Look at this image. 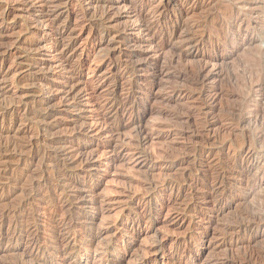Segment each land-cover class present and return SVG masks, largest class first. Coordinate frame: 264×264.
Here are the masks:
<instances>
[{
    "label": "rangeland",
    "instance_id": "obj_1",
    "mask_svg": "<svg viewBox=\"0 0 264 264\" xmlns=\"http://www.w3.org/2000/svg\"><path fill=\"white\" fill-rule=\"evenodd\" d=\"M21 1H0V108L17 110L0 214L24 203L35 227L6 218L0 264H264V0Z\"/></svg>",
    "mask_w": 264,
    "mask_h": 264
},
{
    "label": "bare ground",
    "instance_id": "obj_2",
    "mask_svg": "<svg viewBox=\"0 0 264 264\" xmlns=\"http://www.w3.org/2000/svg\"><path fill=\"white\" fill-rule=\"evenodd\" d=\"M0 1H2V0H0ZM21 1V0H20ZM22 2V1H21ZM1 3V2H0ZM24 3V5H27V7H25V9L27 10V12H28V10L30 11L32 8H30L29 7V3H28V1H24L23 2ZM4 6V4L2 5V7ZM9 6V5H8ZM1 8V7H0ZM17 9V8H16ZM24 9V10H25ZM1 12H3V14L2 15H4V16H2V22H3V19H5L7 16H8V14L10 13V7H7V8H5L4 9V11H1ZM48 12V11H47ZM107 12V11H106ZM11 14V13H10ZM1 15V14H0ZM105 15V14H104ZM20 16H23V15H20ZM37 20V19H36ZM49 20V19H48ZM8 21V20H7ZM50 21V20H49ZM149 21V20H148ZM147 22V21H146ZM1 23V22H0ZM51 24V23H50ZM148 24V23H147ZM53 25V24H52ZM142 25V24H141ZM151 25V24H150ZM147 27V26H146ZM52 28H53V26H52ZM52 30V29H51ZM124 32V31H123ZM62 33V31L60 30V29H57V28H53V30L50 32V35H54V36H58V35H60ZM5 34V33H4ZM1 36V35H0ZM5 36V35H4ZM3 36V37H4ZM0 38H2V37H0ZM112 38V37H111ZM16 39H19V38H16ZM188 39H190V43L191 44H194V46H198V44H201L202 43V39H195V38H188ZM22 40V39H21ZM5 41V40H4ZM18 41V40H17ZM24 41V40H23ZM14 42H15V40H14ZM21 42V41H20ZM4 43V42H3ZM10 43V42H9ZM9 43H7V44H9ZM16 43V42H15ZM5 44V43H4ZM3 44V46H5ZM12 44V43H11ZM11 44H9V45H11ZM14 45V44H13ZM16 45V44H15ZM3 46H1V47H3ZM12 46V45H11ZM21 46V45H20ZM13 47V46H12ZM19 48V47H18ZM23 48V47H22ZM21 49V48H20ZM10 50H12V49H10ZM33 50H35V49H33ZM162 50V49H161ZM183 50V49H182ZM171 52V51H170ZM1 53H3L4 54V51L3 52H1ZM0 53V54H1ZM6 53V52H5ZM178 53V52H177ZM16 54V53H15ZM190 54V53H189ZM6 55V54H5ZM14 55V54H13ZM15 56V55H14ZM31 56V55H30ZM151 56V55H150ZM259 56V55H258ZM5 57V56H4ZM37 58V57H36ZM173 58V57H172ZM150 59V58H149ZM31 60V59H30ZM35 60V59H34ZM148 60V59H147ZM200 61V60H199ZM18 62V61H17ZM180 62V61H179ZM198 62V61H197ZM208 62V61H207ZM207 62H206V64H204V65H200L198 68V70H197V74H198V78H199V80H200V78H201V81L202 82H204L205 80L207 81L209 78H211L213 75H214V71L213 72H210V70H208L207 71ZM3 63V62H2ZM1 63V64H2ZM4 64V63H3ZM21 64V63H20ZM157 64V63H156ZM262 64V63H261ZM19 65V64H18ZM9 66H11V65H9ZM2 67H3V65H2ZM17 67V66H16ZM22 67V66H21ZM39 67V66H38ZM40 67H42L41 65H40ZM45 67V66H44ZM11 68H12V66H11ZM43 68V67H42ZM2 69V68H1ZM15 69H17V68H15ZM20 69V68H19ZM39 69H41V68H39ZM46 69V68H45ZM213 69V68H212ZM254 70V69H253ZM41 71H43V69H41ZM133 71V70H132ZM256 71V70H255ZM44 72V71H43ZM147 72L148 73H150V74H152V75H157L158 77L159 76H161V78H162V76L164 77L165 75H169V74H171V71L169 70V69H167V68H165V67H161V68H159L158 66H156L155 67V69H153L152 71L151 70H149V69H147ZM257 72V71H256ZM261 72V71H260ZM135 73H137V72H132V74H130V78H126V76H124V75H121L120 76V79H119V82L118 83H116V86H117V88H119L121 85H130V86H132V84L134 83V81H135V79H136V77H134V75H135ZM262 73V72H261ZM44 74V73H43ZM263 75V74H262ZM129 76V75H128ZM215 76V75H214ZM134 77V78H133ZM27 78V77H26ZM29 78V77H28ZM44 78V77H43ZM126 78V79H125ZM133 78V79H132ZM214 78V77H213ZM4 79V78H3ZM40 79V78H39ZM38 79V80H39ZM123 79H125V80H123ZM1 81H3L2 79H0ZM5 80V79H4ZM28 80V79H27ZM44 80V79H43ZM154 80V79H153ZM168 80V79H167ZM0 81V82H1ZM14 81V80H13ZM155 81V80H154ZM200 81V82H201ZM5 82V81H4ZM16 82V81H15ZM14 83V82H13ZM36 83V82H35ZM37 83H38V81H37ZM205 83V82H204ZM15 84V83H14ZM32 84V83H31ZM206 84H207V82H206ZM9 85V84H8ZM33 85V84H32ZM208 85V84H207ZM3 86V85H2ZM1 85H0V98L4 95V97L7 95H5V93H6V88H3ZM7 86V85H6ZM4 87H5V85H4ZM122 87V86H121ZM124 87V86H123ZM133 87V86H132ZM72 88V87H71ZM71 88H70V90H71ZM129 88V87H128ZM7 89H9V88H7ZM115 89V88H114ZM10 90V89H9ZM205 90V89H204ZM128 92V91H127ZM178 92V91H177ZM201 92V91H200ZM74 93V92H73ZM180 93V92H179ZM174 94H176V90H175V92H174ZM216 94V93H215ZM215 94H213V95H215ZM180 95V94H179ZM211 95H212V92H211ZM217 95V94H216ZM200 96H201V94H200ZM76 97V96H75ZM176 97V96H175ZM202 97V96H201ZM212 96H210V98H211ZM215 98V97H214ZM42 100V99H41ZM135 100H136V96H135V94L134 93H131V94H128V96H126V97H123V99H121L117 104H118V106L117 107H115L114 109H115V111H116V113H119V111H124V110H127V109H133L134 108V106H135ZM169 100V99H168ZM205 100V99H204ZM213 100H215V99H213ZM216 101V100H215ZM11 102V101H10ZM14 103V105H15V102H13ZM2 104V103H1ZM8 104V103H7ZM18 104V103H17ZM113 104V103H112ZM1 106V105H0ZM3 106V105H2ZM5 106V105H4ZM50 106V105H49ZM264 106V105H263ZM51 107V106H50ZM201 108V107H200ZM12 109V110H11ZM202 109V108H201ZM9 110H11V111H15L16 110V107H14V106H12V105H6L5 107H3V108H0V120L2 119L3 120V118L5 117V114H6V112H9ZM6 111V112H5ZM17 111V110H16ZM48 111V110H47ZM114 111V112H115ZM170 112V111H169ZM233 112V111H232ZM41 114V113H40ZM263 116V115H262ZM31 117V116H30ZM34 117V116H33ZM8 118V117H7ZM23 118V117H22ZM207 118V117H206ZM214 118H215V116H214ZM65 119V118H64ZM119 119V118H118ZM8 120V119H7ZM44 120V119H43ZM106 120V119H105ZM4 122L6 121V120H3ZM20 121H22V120H20ZM40 122H41V119L39 120ZM113 121V120H112ZM204 121V120H203ZM202 121V122H203ZM217 121V120H216ZM3 122V123H4ZM43 122V121H42ZM201 122V123H202ZM15 123V121H13V120H11L10 119V127H11V125H13ZM23 123V122H22ZM200 123V124H201ZM212 121H210V120H208L207 119V121H206V123H205V125L204 126H211L212 125ZM215 123V122H214ZM217 123V122H216ZM6 124V123H5ZM16 124V123H15ZM25 124V123H24ZM27 124V123H26ZM204 124V123H203ZM203 124H202V126H203ZM21 125V124H20ZM128 125H126L125 123L123 124L120 120H114L112 123H111V129L113 130V131H116V133L117 132H119V134L127 127ZM135 126V128L137 129V132H138V136H140V137H144V138H147L148 137V135H147V132H145L146 130H144V128L142 127V126H140V125H134ZM134 126H133V128H134ZM53 127V126H52ZM213 127H215V126H213ZM47 128V127H46ZM83 128V127H82ZM12 129V128H11ZM32 129V128H31ZM209 129V128H208ZM207 129V130H208ZM213 129V128H212ZM134 131V130H133ZM76 132V131H75ZM84 132V131H83ZM136 132V133H137ZM207 132V131H206ZM123 134V133H122ZM136 136V135H135ZM139 137V138H140ZM135 138H137V137H135ZM10 141V140H9ZM127 142V141H126ZM131 142V141H130ZM125 143V142H124ZM1 144V143H0ZM14 144V143H13ZM30 144V143H29ZM28 144V145H29ZM34 144V143H33ZM4 146V147H3ZM9 148H11V145L9 144H6V145H0V151L2 150V149H4V150H9ZM60 149V148H59ZM12 150V149H11ZM13 150L15 151V154L14 155H16V154H23V153H25V149L22 147V145L21 146H18L17 144H14L13 145ZM34 150V149H33ZM33 150H31V151H33ZM195 150H197V149H195ZM3 152V151H2ZM13 152V151H12ZM19 152V153H18ZM27 152H29V151H27ZM32 153V152H31ZM37 153V152H36ZM202 153V152H201ZM11 154V153H10ZM30 154V153H29ZM57 155H55L56 156V159L58 160V161H60L61 159H63V158H61L62 156H61V154L60 153H56ZM13 155V156H14ZM16 156H19V155H16ZM20 156H22V155H20ZM71 156V155H70ZM78 156V155H77ZM12 158V157H11ZM65 160H66V158H64ZM20 160V159H19ZM25 160V159H24ZM23 160V161H24ZM40 160V159H39ZM21 161V160H20ZM22 161V162H23ZM26 161V160H25ZM61 162V161H60ZM63 162H65V161H63ZM2 163V162H1ZM43 163V162H42ZM5 164V163H4ZM19 164V163H18ZM55 165V164H54ZM58 165V164H57ZM1 169V168H0ZM6 170V169H5ZM35 170V169H34ZM53 170H55L56 171V169H53ZM62 170V169H61ZM36 171V170H35ZM1 172V171H0ZM38 172V171H37ZM46 172V171H45ZM57 172H59V170L57 171ZM56 172V173H57ZM31 173V172H30ZM52 173V172H51ZM1 175H3L2 173H0ZM38 174V173H37ZM65 174V173H64ZM31 176H32V179H33V175L32 174H30ZM29 175V176H30ZM45 174H43V176H44ZM49 175H50V173H49ZM63 175V174H62ZM52 176V175H51ZM54 176V175H53ZM217 176V175H216ZM45 177H46V175H45ZM2 178V177H1ZM38 178V177H37ZM41 178H43V177H41ZM54 178V177H53ZM31 179V178H30ZM50 179V178H49ZM69 179V178H68ZM38 180V179H37ZM40 180V179H39ZM58 180V179H57ZM34 181H35V179H34ZM33 182V181H32ZM40 182V181H39ZM43 182V181H42ZM46 182V181H45ZM52 182V181H51ZM44 183V182H43ZM31 184V183H30ZM29 184V185H30ZM34 184V183H33ZM32 184V185H33ZM52 185V184H51ZM64 185V184H63ZM35 186H36V184H34V186H31V191H33L34 192V190H37V189H35ZM55 186V185H54ZM28 187V186H27ZM37 187V186H36ZM63 188V187H62ZM51 190V189H50ZM30 191V192H31ZM38 191V190H37ZM56 191V190H55ZM63 191V190H62ZM212 192V191H211ZM30 195L32 194V192L31 193H29ZM65 194H66V192H65ZM29 195H27V197H28ZM80 197V196H79ZM30 198V197H29ZM3 200V199H2ZM23 200H25V199H23ZM22 201V200H21ZM78 201V200H77ZM80 201V200H79ZM90 201H91V199H90ZM94 201V200H93ZM2 202V201H1ZM23 202V201H22ZM25 202V201H24ZM73 202V201H72ZM71 202V203H72ZM20 203V202H19ZM18 203V204H19ZM74 203H75V201H74ZM96 203V202H95ZM24 203H21L20 204V206H18V205H16L17 207H19V208H17V207H15L14 209H8V210H5V211H2V213L0 214V230H1V227L3 226V224H4V222L7 220L6 218L7 217H10L11 219H10V224H12V227H13V229H17V228H20V227H26V228H31L32 226H34V222H29L26 218H30L29 216L31 215V217H32V219L33 220H35V216L33 217V215H32V212H26V211H24L23 210V208H21V207H23L24 205H23ZM26 204V203H25ZM1 205H3V204H1ZM7 205V204H6ZM73 205V204H72ZM75 205V204H74ZM14 206H15V204H14ZM13 205H12V207H14ZM76 206V205H75ZM3 207V206H2ZM1 207V208H2ZM6 207V206H5ZM68 207V206H67ZM72 207V206H71ZM71 207H70V211H72L71 210ZM6 208H8V207H6ZM17 208V209H16ZM5 209V208H4ZM1 210V209H0ZM73 213V212H72ZM71 213V214H72ZM34 214V213H33ZM73 215V214H72ZM54 217V216H53ZM27 220V221H26ZM31 221V220H30ZM65 221V220H64ZM55 223V222H54ZM69 223V222H68ZM36 224V223H35ZM58 224H59V222H58ZM63 224V223H62ZM67 224V223H66ZM248 224V223H247ZM63 226V225H62ZM11 227V228H12ZM35 227V226H34ZM58 227V226H57ZM251 227V226H250ZM69 228V227H68ZM23 230V229H22ZM60 235V234H59ZM67 236V235H66ZM67 239V238H66ZM163 241V240H162ZM161 242V241H160ZM158 245V244H157ZM63 249V248H62ZM263 256V255H262ZM17 262V261H16ZM21 262V261H20ZM19 262V263H20ZM23 262V261H22ZM26 262V261H25ZM18 263V262H17ZM17 263H15V264H17ZM21 264V263H20Z\"/></svg>",
    "mask_w": 264,
    "mask_h": 264
}]
</instances>
